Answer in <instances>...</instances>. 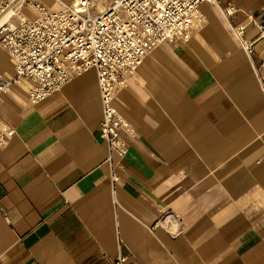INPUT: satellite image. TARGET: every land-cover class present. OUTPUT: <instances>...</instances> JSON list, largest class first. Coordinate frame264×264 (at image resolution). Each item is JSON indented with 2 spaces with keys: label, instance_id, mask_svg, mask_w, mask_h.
<instances>
[{
  "label": "crops",
  "instance_id": "obj_1",
  "mask_svg": "<svg viewBox=\"0 0 264 264\" xmlns=\"http://www.w3.org/2000/svg\"><path fill=\"white\" fill-rule=\"evenodd\" d=\"M228 4V20L202 5L190 39L154 47L116 93L129 125L116 202L93 69L39 104L27 81L0 94L15 131L0 150V264H264V44L248 58L230 29L263 18L264 0ZM0 73L15 75L1 48Z\"/></svg>",
  "mask_w": 264,
  "mask_h": 264
},
{
  "label": "built area",
  "instance_id": "obj_2",
  "mask_svg": "<svg viewBox=\"0 0 264 264\" xmlns=\"http://www.w3.org/2000/svg\"><path fill=\"white\" fill-rule=\"evenodd\" d=\"M98 0H56L59 10H49L38 0H0V48L15 64L11 79L0 73V94L12 84L29 83L28 97L39 104L58 93L74 76L89 69L96 72L102 120L99 138L106 143L111 189L119 182L113 157H124L127 144L122 131L128 123L113 107L116 93L142 65L154 47L174 39L188 41L198 29L199 9L209 5L228 20L236 13L221 0H102L95 17L90 10ZM34 12L33 18L24 15ZM251 27L255 35L248 36ZM238 46L251 58L256 45L264 44V17L249 16L243 24L230 25ZM259 69H264V57ZM15 131L0 121V150L7 147ZM118 257L115 264H124Z\"/></svg>",
  "mask_w": 264,
  "mask_h": 264
},
{
  "label": "rangeland",
  "instance_id": "obj_3",
  "mask_svg": "<svg viewBox=\"0 0 264 264\" xmlns=\"http://www.w3.org/2000/svg\"><path fill=\"white\" fill-rule=\"evenodd\" d=\"M42 4L46 6L47 9L49 10H56L57 5L52 2V0H38ZM70 0H63V2H69ZM107 3H105L102 0H98L95 2L94 7L90 10V16L95 17L99 11L101 10L102 7H105Z\"/></svg>",
  "mask_w": 264,
  "mask_h": 264
},
{
  "label": "bare ground",
  "instance_id": "obj_4",
  "mask_svg": "<svg viewBox=\"0 0 264 264\" xmlns=\"http://www.w3.org/2000/svg\"><path fill=\"white\" fill-rule=\"evenodd\" d=\"M53 3H55L57 5V9L56 10H59L61 7L59 6V4L56 2V0H52ZM66 4H71L72 3V0H70L69 2H64ZM158 46V45H157ZM29 99V97H28Z\"/></svg>",
  "mask_w": 264,
  "mask_h": 264
}]
</instances>
